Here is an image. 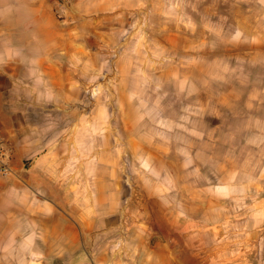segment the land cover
I'll return each mask as SVG.
<instances>
[{
	"label": "crops",
	"instance_id": "obj_1",
	"mask_svg": "<svg viewBox=\"0 0 264 264\" xmlns=\"http://www.w3.org/2000/svg\"><path fill=\"white\" fill-rule=\"evenodd\" d=\"M131 6L0 0V264H203L197 238L218 237L230 184L192 179L194 155L143 126L130 73H106ZM104 77L115 99L91 101Z\"/></svg>",
	"mask_w": 264,
	"mask_h": 264
},
{
	"label": "rangeland",
	"instance_id": "obj_2",
	"mask_svg": "<svg viewBox=\"0 0 264 264\" xmlns=\"http://www.w3.org/2000/svg\"><path fill=\"white\" fill-rule=\"evenodd\" d=\"M132 5L123 45L109 47L120 60L106 73H130L125 83L146 107L143 126L194 155L192 179L230 184L218 237L197 238L196 261L264 264V0ZM105 79L92 86L91 101L115 99L102 91Z\"/></svg>",
	"mask_w": 264,
	"mask_h": 264
},
{
	"label": "built area",
	"instance_id": "obj_3",
	"mask_svg": "<svg viewBox=\"0 0 264 264\" xmlns=\"http://www.w3.org/2000/svg\"><path fill=\"white\" fill-rule=\"evenodd\" d=\"M6 153L2 144L0 143V177H5L9 174V168L5 162Z\"/></svg>",
	"mask_w": 264,
	"mask_h": 264
}]
</instances>
